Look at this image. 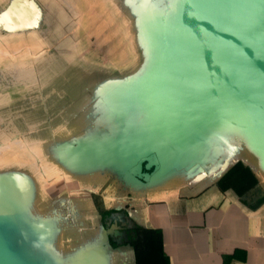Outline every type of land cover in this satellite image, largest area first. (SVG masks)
Masks as SVG:
<instances>
[{
    "label": "water",
    "instance_id": "water-1",
    "mask_svg": "<svg viewBox=\"0 0 264 264\" xmlns=\"http://www.w3.org/2000/svg\"><path fill=\"white\" fill-rule=\"evenodd\" d=\"M111 1L130 44L116 70L76 60L71 0H0V264H128L95 195L105 209L152 203L134 222L161 230L170 264H187L162 226L186 215L181 197L219 191L238 163L264 195V0ZM27 45L30 58L12 62ZM227 193L251 246L223 225L231 248L204 260L242 248L258 264L264 201L252 211Z\"/></svg>",
    "mask_w": 264,
    "mask_h": 264
},
{
    "label": "crops",
    "instance_id": "crops-1",
    "mask_svg": "<svg viewBox=\"0 0 264 264\" xmlns=\"http://www.w3.org/2000/svg\"><path fill=\"white\" fill-rule=\"evenodd\" d=\"M196 196L181 197L187 202L195 203H188V208H186L187 210H185L186 215H188L190 219H193L196 222H183V220L187 217L185 215L183 207L181 211L182 215L178 217L177 222H173L171 217L169 216L168 219H165L166 222L164 221V223L162 224V226L166 228L165 233L168 241L167 250H169V254L172 253V242L176 240L180 246V248L179 246L176 248L177 253L183 260L187 262V264H205V260H208V258L204 260V257H208L207 254L216 252L217 250L221 252L223 250L231 248L232 242H230L228 239H224L222 236L220 237L219 235H216L214 228L222 229L223 225L226 226L227 231H231L230 239H233V243L247 242L246 245L251 246L252 239L249 230L250 224L247 220L241 219L242 217L235 210L229 208L233 200L231 196L227 193V191L223 192L220 189L219 191H216L211 194L201 193L197 194ZM150 204L152 203L147 202L144 204H139L142 208V211L139 213V216H144V214L146 213V208ZM207 209L214 210V212H211L210 215L212 223L211 227H207V220L205 219V215H203L205 212L208 211ZM198 210L202 211V213H192L198 212ZM236 224L238 227H236ZM204 244L207 246V249L206 253L202 256L200 252L203 246H205ZM237 250L245 252V259L241 263L236 262L234 264H246L248 257L247 250L242 248H234V252ZM232 254H221L222 264L223 256ZM257 263L264 264V258H259L257 260ZM206 264H220V261L212 262L209 259L208 261H206Z\"/></svg>",
    "mask_w": 264,
    "mask_h": 264
},
{
    "label": "rangeland",
    "instance_id": "rangeland-1",
    "mask_svg": "<svg viewBox=\"0 0 264 264\" xmlns=\"http://www.w3.org/2000/svg\"><path fill=\"white\" fill-rule=\"evenodd\" d=\"M69 9L73 15L71 24L75 56L82 66L91 70H116L129 65V33L125 18L114 2L71 0ZM29 50L27 45L21 49H12L7 55H11L12 62L20 59L24 61L30 58ZM5 56L4 52L0 53V63H3Z\"/></svg>",
    "mask_w": 264,
    "mask_h": 264
},
{
    "label": "flooded vegetation",
    "instance_id": "flooded-vegetation-1",
    "mask_svg": "<svg viewBox=\"0 0 264 264\" xmlns=\"http://www.w3.org/2000/svg\"><path fill=\"white\" fill-rule=\"evenodd\" d=\"M150 171L151 169L148 172ZM142 172H144V169H142ZM219 188L223 192H226L229 189H233L236 192V190L230 186H227L226 188L219 186ZM236 194L239 201L248 209L254 210L261 203H263V200H260V198L263 197V193L256 186V184L250 187H245L241 192H236ZM94 200L101 215V223L105 228L110 229L109 241L112 246L124 247L127 249L126 261L128 264H137L138 253L140 255L141 252L144 251V253L146 252L150 254L155 250L152 246L153 244L151 245V243H153L152 238L148 237V235L144 232V230L147 229H141V227L133 220L132 214L138 217L139 213L142 211L139 204L129 205V203H126L125 206L121 205V208L118 209H105L103 200H101L100 197L94 196ZM128 208L132 211V213L127 211ZM161 250L164 251L163 248H161ZM155 255L158 256L159 252L157 251ZM163 255H165L164 252ZM167 257L168 261H170L168 255ZM226 257H228L226 259L227 264H234L236 262L241 263L245 259V252L237 250L232 255H226ZM224 262L225 257L223 256V264Z\"/></svg>",
    "mask_w": 264,
    "mask_h": 264
},
{
    "label": "trees",
    "instance_id": "trees-1",
    "mask_svg": "<svg viewBox=\"0 0 264 264\" xmlns=\"http://www.w3.org/2000/svg\"><path fill=\"white\" fill-rule=\"evenodd\" d=\"M256 184V180L251 174L250 170L242 164L238 163L235 165L225 176H223L220 181L218 182V185L222 188H226L227 186H230L236 190V192H241L245 187H250ZM260 200L264 201V195ZM141 229H147L144 230V232L148 235V237L152 238L151 245L155 248L153 252L144 253V251L141 252V254L137 255V264H169L168 257L164 251L161 250L163 248V239H162V232L159 229H153V228H144L140 226ZM159 252V255H155L156 252ZM163 252L165 255H163ZM225 257L224 264H227L226 259L228 257Z\"/></svg>",
    "mask_w": 264,
    "mask_h": 264
}]
</instances>
